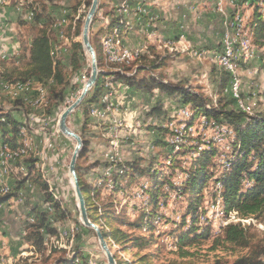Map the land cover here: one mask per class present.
Here are the masks:
<instances>
[{
  "label": "rangeland",
  "instance_id": "rangeland-1",
  "mask_svg": "<svg viewBox=\"0 0 264 264\" xmlns=\"http://www.w3.org/2000/svg\"><path fill=\"white\" fill-rule=\"evenodd\" d=\"M0 2V73H4L20 65L23 43L28 41L35 29L31 27L27 12L31 0H0ZM44 3L48 10H54L49 23L51 28L48 26L49 30H52L48 35L54 40L57 56L68 67L67 75L70 81L65 87L60 105L52 109L49 114L43 109V105L48 103L46 88L41 83L33 82L31 85L30 91L37 92L31 107L26 103L14 104V101L21 97L19 93L27 90L28 83L21 85L22 87H18V83L4 84L3 88L0 87V104L4 111L10 110L14 117L24 124L20 129V138L17 140L20 145L16 148L20 150L21 157L18 156V160L15 158L8 162L10 166L8 165L6 171L0 174V184L4 189L7 187L9 190L14 179L20 180L24 177L25 168L19 165V162L28 158L36 159L33 172L40 173L41 178L45 180L48 185L47 191L60 206L62 214L53 208L48 209L51 203L45 199V192L37 183H32L30 180L22 181L17 191L18 195L5 201L0 207V264H18L22 259L32 264H45L58 257H73L77 254L84 256L87 264H107L105 253L99 245L94 230L89 228L92 230L89 231L80 219L72 178L68 172L75 140L65 136L58 129L61 113L79 96L90 75V56L84 48L80 55L79 70L71 72L69 61L71 41H79L82 44L83 22L91 0H44ZM76 3H79V6L73 12L71 7ZM147 4L149 3L144 0L98 1L100 7H97L92 19L88 37L91 44L96 40L95 44L100 42L101 46L103 65L97 68L98 71L106 70L101 95L94 105L89 106V120L84 131H81V125L84 123L83 106L76 107L66 119L71 130L79 136L81 133L84 134L87 139L84 153L76 159L80 176L92 186H99L102 183L98 175L106 176L101 197L97 200L98 204L107 202L105 195L112 185L111 175L107 172L116 168L118 163L140 158L142 160L140 163L146 165L153 155L157 156L158 152L160 168L164 172L168 171L170 159L166 156L167 151L154 145V140L158 137L163 136L164 140L170 141L169 143H176L179 138L174 136L175 133L179 132L187 136L201 133L203 139H210L213 144L219 146V153L214 158L218 162L222 161V156L230 149V141L233 138L232 130L228 125L216 124L214 120H207L200 115L193 118L194 121L191 120L189 126H184L188 123L191 110L188 105L182 106L178 92L170 94L161 90L159 86H153L149 91L137 90L119 80L112 81L108 71L124 72V66L106 59L102 46L105 40L114 38L115 41L119 40L118 44L120 43L126 50L131 52L137 49L140 52L135 60L125 63L129 67L126 71L128 75L135 74L139 78L153 76L168 86L187 87L203 94L213 103L222 97L223 103L226 102L228 107H237L250 115L264 111V0L258 1L259 19L263 21L262 35L259 37L253 30L254 25L250 23L253 7L248 3L242 6L241 0H165V5L169 8H166V13L162 15L151 11ZM33 6L37 11L41 10L38 0ZM59 7L66 8L72 18L59 16L60 13L56 15L55 11H58ZM173 7H177L176 11L170 9ZM62 17L65 18V23L58 24ZM111 19L117 20L118 23L107 33L100 34V29ZM237 21L240 27L238 26L237 30L232 29L233 23ZM77 24H81L78 36L75 35ZM235 31L241 33L240 39L237 37L239 41L247 40L248 46L244 49L234 47L233 50L240 52L232 61L233 72L227 68L229 73H233L229 74L226 72V67L218 62V56L221 51L222 35L228 32L231 36ZM232 36L235 37V34ZM141 54L151 59L154 57L153 63L155 61L159 63L161 60L160 66L135 71L136 67H139L136 59ZM226 73L228 81L224 82ZM227 87L230 89L235 87L238 96L226 93ZM24 88L26 90H23ZM155 109H158V112L154 111ZM159 128H166L168 131H158ZM200 145L196 151H190L182 157L180 160L182 166L189 158L198 154ZM136 176L143 187L140 188L134 183V190L116 192L115 202H119L118 205L115 204L117 210L124 202L134 203L148 199L144 191V187L148 185L146 177L139 174ZM180 181L181 175L178 172L174 176V182L178 184ZM212 188L209 179L203 187V199L199 207L201 213L196 225L201 228L209 225L214 235L227 223L240 221L244 224L251 223L259 232L264 233V217L258 221L241 220L234 211L225 216L221 198L210 197ZM163 189L168 191L167 185L163 186ZM182 205L184 206V203H179L173 192H169L166 205L160 206L157 213H161L168 220L179 221L183 211ZM33 207L49 212V223L53 228L52 232L44 233L40 246L33 245L32 239L27 238V234L31 231L27 221L29 223L32 221L29 216ZM133 216L134 214L130 217ZM171 226L162 218L155 217L150 225L152 228L143 231L145 235L153 232L157 236V245H153L149 250L158 255V264L179 259L175 253V240L167 235ZM124 229L139 233L126 227ZM108 245L116 259L131 260L134 258V253L140 252L139 249L130 247V243L127 244L128 251H124L117 244L108 243ZM209 245V241H205L201 246L196 247L194 262L224 264V261H230L229 254L222 253L219 249L209 250ZM156 246L158 248H155ZM11 256L12 258H9Z\"/></svg>",
  "mask_w": 264,
  "mask_h": 264
},
{
  "label": "trees",
  "instance_id": "trees-1",
  "mask_svg": "<svg viewBox=\"0 0 264 264\" xmlns=\"http://www.w3.org/2000/svg\"><path fill=\"white\" fill-rule=\"evenodd\" d=\"M246 1L248 0H241V2ZM38 2L41 10L37 11L33 6L36 4V0H31L27 11L31 27L35 29V32L28 41L23 43L20 65L11 71L0 73V87L3 88V84L18 83L24 85L28 83L27 90L24 88L23 90L26 91L19 93L21 97L16 99L14 104L24 105L26 103L31 107L37 93L30 91V89L32 90L31 85L33 82L41 83L46 88L48 103V105H43V109L45 113L49 114L52 109L60 105L65 87L70 79L67 75L68 67L57 56V52H55L57 50L53 49L54 40L48 35L49 31L52 30H49L48 26L51 28L49 23L52 20L54 10H48L44 0H38ZM249 4L253 7L250 23L252 26L254 25L253 30L259 37L262 35L263 21L259 19L257 0H249ZM78 6L79 3H76L71 7V10L75 12ZM57 10L55 11L56 15L60 13L59 16L72 18L66 8L61 9L59 7ZM117 23V20L111 19L105 27L100 29V34L107 33ZM80 28L81 24H77L76 36L80 35ZM95 43L96 40L91 45L96 53L97 66L100 67L103 60L101 46L100 42ZM82 52L81 42L71 41L69 61L71 72L79 70ZM153 58L141 54L136 59L139 62V67H136L135 71L160 66L161 60L159 63H155L156 61L153 63ZM122 66H124V72L108 71L112 81L119 80L137 90L149 91L153 86H159L161 90L170 94L178 92L182 106L188 105L192 112L187 119L188 123H185L186 126L191 124L189 122L193 118L200 115L207 120H214L216 124L228 125L232 130L233 138L230 141V149L222 156V161L218 162L214 160L219 153L218 146L213 145L211 140L203 139L201 134L195 133L192 136L180 134L181 141L175 145L164 140L163 136L158 137L154 140V145L167 151L166 156L170 159L167 166L168 171L164 172L160 168L158 152L157 156L153 155L146 165L140 163L142 161L140 158L125 160L122 164L118 163L116 168L107 172L111 175L112 185L105 195L106 203H97L101 197L102 185L106 181V176L104 174L98 175L97 177L102 183L99 186H92L80 176L79 167L76 164L78 183L89 220L99 226L107 243L120 245L124 251H128L127 244L130 243V247L137 248L141 252L134 253V258L131 260L116 259L114 255L116 264H158V255L149 250L153 245H157V236L153 232L148 235L143 234V231L150 227L155 217L162 218L164 222H169L172 225L167 235L175 240V253L179 258L168 260L163 264H197L193 261L196 247L201 246L205 241H209V250L219 249L222 253L230 255V261L226 260L224 264H264V233L259 232L251 223L229 222L214 235H212L209 225L201 228L195 224L201 213L199 207L203 199V187L209 179L213 186L210 197L219 196L221 198L225 216L234 211L241 220L255 219L258 221L264 217V111L250 115L237 107H228L226 102L223 103L222 97L213 103L203 94L187 87L168 86L153 76L139 78L135 74L128 75L126 71L129 67L125 63ZM105 72L104 69L98 71L95 85L79 105L84 108V123L81 125V131H84L89 120V106L94 105L101 95ZM226 75V79H223L224 82L228 81V74L226 73ZM231 98L235 102V99ZM154 111L158 112V109ZM23 126L24 124L14 117L10 110L4 111L2 104H0L1 146L4 145L10 150H17L16 148L20 145H18L17 140L20 138V129ZM159 130L168 131L166 128H159ZM84 136V134H80L83 148L78 157L82 156L87 146V139ZM200 144L204 147L198 151L195 157L189 158L186 164L182 166L180 164L182 157L190 151H196ZM35 162L36 159L30 158L19 162V165L25 168L24 177L20 180L14 179L12 186L6 191L7 193L0 191V205L18 195L17 191L22 181L30 180L32 183H37L45 192V199L51 203L48 205V209L53 208L62 214L60 206L52 194L47 191L48 185L45 180L41 178L40 173L33 172ZM104 164L107 165V163ZM178 172L181 175V181L176 184L174 176ZM136 174L146 177L148 181V185L144 187L148 199L134 203L124 202L117 210L115 204L118 205L119 202H115L116 192L134 190V183L138 184L140 188L143 187L142 184L140 185V180ZM165 185H167L168 191L163 189ZM169 192H173L179 203H184L179 221L168 220L161 213H157L160 206L166 205ZM31 210L29 217L32 221L30 223L27 221L31 231L27 234V238L28 240L32 239L33 245L40 246L44 233L52 232L53 228L50 227L47 210L36 207ZM132 214L134 216L131 218ZM125 227L128 230L139 231V233L127 231L124 229ZM88 230L92 231L89 228ZM75 253L77 254V251ZM84 258V256L77 254L73 257H58L45 264H87ZM18 264L32 263L22 259Z\"/></svg>",
  "mask_w": 264,
  "mask_h": 264
},
{
  "label": "water",
  "instance_id": "water-1",
  "mask_svg": "<svg viewBox=\"0 0 264 264\" xmlns=\"http://www.w3.org/2000/svg\"><path fill=\"white\" fill-rule=\"evenodd\" d=\"M98 1L99 0H91L90 7L88 9V12L86 14V17L83 22V28H82V46L84 50L89 54L90 56V66H91V71L88 79L84 83V86L82 88L81 93L79 96L75 99V101L66 107L64 111L61 113L59 119H58V129L62 134H64L67 137H70L75 140V147L73 149L71 159L68 165V172L72 178L73 186H74V191L75 195L77 198L78 202V209H79V215L80 219L82 221V224L85 227L91 228L94 230L101 249L105 253L106 259H107V264H116L115 258L113 254L110 251L109 245L107 241L105 240L103 234L101 233L99 227L91 222L88 218L86 207H85V202L83 195L81 193L79 183H78V177L76 173V159L81 152L83 148V142L81 137L75 133L73 130H71L66 122L67 116L76 108L79 106V104L82 102L88 91L95 85L97 77H98V68L96 64V55H95V50L93 46L91 45L88 37V31L89 27L91 25L92 19L96 13L97 7H98Z\"/></svg>",
  "mask_w": 264,
  "mask_h": 264
},
{
  "label": "bare ground",
  "instance_id": "bare-ground-1",
  "mask_svg": "<svg viewBox=\"0 0 264 264\" xmlns=\"http://www.w3.org/2000/svg\"><path fill=\"white\" fill-rule=\"evenodd\" d=\"M122 1V0H121ZM259 0H257V3H258ZM1 4V2H0ZM261 4V3H260ZM127 5V4H126ZM262 5V4H261ZM1 6V5H0ZM261 8V6H260ZM125 9V8H124ZM259 9V8H258ZM263 9V7H262ZM126 10V9H125ZM264 11V10H263ZM121 12V11H120ZM259 12V11H258ZM259 16H260V13H259ZM264 18V17H263ZM262 20V19H261ZM264 20V19H263ZM65 18L62 17L59 21H58V24H62V23H65ZM233 21V20H232ZM235 21V20H234ZM237 23V22H235ZM235 23H233L232 25V29H235L237 30L238 29V26L240 27L239 23L237 24V26L235 27ZM263 23V22H262ZM230 24V23H229ZM60 28V27H59ZM58 29V28H57ZM227 29V28H226ZM240 30V29H239ZM62 31V30H61ZM234 31V30H233ZM113 32V31H112ZM239 32V31H238ZM237 31H235V37H233L232 34L231 36L228 34V32H226L224 34L225 36V43L223 44V54L222 55H219L218 56V62L221 63V64H227V68L232 71V61L234 59H236L237 54H239V52L237 53V50H233L234 47H238L239 49H244V48H247L248 46V43H247V40H245V42H240L239 39H240V35L241 33H238ZM116 33H118L116 31ZM63 34V33H62ZM239 37V39L237 38ZM244 38V37H243ZM61 39V38H60ZM119 41V40H118ZM118 41H115V39L113 38H109L107 41L105 40V42L103 43V51H104V54L106 56V59L108 61H110L111 63H117V64H124V63H128L130 61H133L135 60L136 56L140 53L137 49H133V51H129L123 47H121L120 43L118 44ZM123 46V45H122ZM113 48H114V57L115 58H110V56L108 54H113ZM235 48V49H236ZM53 49H56V47H54ZM60 49V48H59ZM57 50V49H56ZM131 50V49H130ZM60 51V50H59ZM221 53V51H220ZM105 59V58H104ZM109 64V63H107ZM130 64V63H129ZM220 64V65H221ZM103 65V64H102ZM107 66V65H106ZM121 67V66H120ZM119 68V67H118ZM116 69V68H115ZM108 70V69H107ZM110 70V69H109ZM233 72V71H232ZM231 72V73H232ZM230 73V74H231ZM233 74V73H232ZM109 76V75H107ZM106 79V78H105ZM235 82V81H234ZM106 86V85H105ZM3 87H4V84H3ZM18 87H22L20 84H18ZM108 87V86H107ZM27 89V88H26ZM112 93V92H111ZM113 94V93H112ZM105 95V94H104ZM111 95V94H110ZM233 96L237 97V93H236V90H235V87H233ZM103 97V96H102ZM106 100V99H105ZM37 103V102H36ZM104 103V102H103ZM107 103V102H106ZM122 103V102H121ZM118 105V104H117ZM104 109V107H103ZM182 109V108H181ZM108 111V110H107ZM112 111V110H111ZM187 111V110H186ZM190 111V110H189ZM113 112V111H112ZM179 113V112H178ZM192 113V112H190ZM190 115V114H189ZM187 116V115H186ZM201 117V116H200ZM199 120V119H198ZM194 121V120H193ZM191 122V121H190ZM197 122V121H196ZM207 123V122H206ZM216 123V122H214ZM175 124V123H174ZM183 125V124H182ZM204 125V124H203ZM185 126V124H184ZM206 126V125H205ZM208 126V125H207ZM211 126V125H210ZM209 126V127H210ZM169 127V126H168ZM197 127V126H196ZM214 127V126H213ZM173 128V127H172ZM184 129H186V127H183ZM205 128V127H204ZM203 128V129H204ZM209 129V128H207ZM213 129V128H211ZM176 130H177V127H176ZM183 130V129H182ZM195 131V130H194ZM204 131V130H203ZM199 132V131H198ZM174 133V132H173ZM172 133V134H173ZM195 133V132H194ZM214 133V132H213ZM116 134V133H115ZM185 134V133H184ZM188 134V133H187ZM201 134V133H200ZM175 136V134H174ZM176 137L179 138L177 139L176 143L178 142V140H180V134L179 132L176 133ZM204 137V136H203ZM173 137H171L172 139ZM182 139V137H181ZM210 140V139H208ZM217 140V139H216ZM181 141V140H180ZM179 141V142H180ZM170 142V141H169ZM224 142V141H223ZM174 145L176 144L175 142H172ZM171 143V144H172ZM209 143V142H208ZM217 143V142H216ZM218 144V143H217ZM212 145V144H211ZM214 145V144H213ZM178 146V145H177ZM199 147V146H198ZM202 148V146H200ZM204 147V146H203ZM219 147V146H218ZM224 147V146H223ZM200 148V149H201ZM199 149V150H200ZM227 151V150H226ZM24 151L22 150V153ZM193 153V152H192ZM24 154V153H23ZM224 154V153H223ZM20 150H10L8 148H6L4 145H0V174H3V172L6 171V168L8 167L9 163L11 160L17 158L18 156H20ZM189 158V157H188ZM9 162V163H8ZM10 166V165H9ZM9 187V186H8ZM217 188V187H216ZM8 190V188L6 187L5 189L3 187H1L0 191L1 192H6ZM140 190V189H139ZM141 191V190H140ZM142 192V191H141ZM7 193V192H6ZM140 193V192H139ZM220 205V203H219ZM218 205V206H219Z\"/></svg>",
  "mask_w": 264,
  "mask_h": 264
},
{
  "label": "crops",
  "instance_id": "crops-1",
  "mask_svg": "<svg viewBox=\"0 0 264 264\" xmlns=\"http://www.w3.org/2000/svg\"><path fill=\"white\" fill-rule=\"evenodd\" d=\"M133 1H138V0H133ZM145 2L147 1L149 4H147L150 8H151V11H154V12H159L158 14H163V13H166V8H169L167 5H165V0H144ZM242 3V6H243V4H247L248 3V5H250L249 4V0L248 1H246V2H241ZM237 7V6H236ZM171 10L173 9L174 11H176V9H177V7H173V8H170ZM235 9H237V8H235ZM235 10L233 9V12H234ZM233 12H231L232 14H233ZM233 16V15H232ZM1 206H3V205H0V207ZM5 213V212H4ZM2 214V213H1ZM5 238H7V237H5ZM8 252V254H11L10 253V251H7ZM14 252V251H13ZM12 255V254H11ZM9 258H12V256L11 257H9ZM17 258H19V257H17Z\"/></svg>",
  "mask_w": 264,
  "mask_h": 264
},
{
  "label": "built area",
  "instance_id": "built-area-1",
  "mask_svg": "<svg viewBox=\"0 0 264 264\" xmlns=\"http://www.w3.org/2000/svg\"><path fill=\"white\" fill-rule=\"evenodd\" d=\"M237 24H238V21H237V23H235V27L237 26ZM225 43V36L224 35H222V43H221V53L219 54V55H222L223 54V44ZM127 51V50H126ZM109 56H110V58H115L114 57V48H113V54H108ZM224 67H226V72H228V70H227V64H224ZM229 73V72H228ZM230 74V73H229ZM231 80H233V75H231ZM225 92L226 93H229L231 96H232V94H233V87H232V89H230L229 87H227L226 89H225ZM175 136H176V133H175Z\"/></svg>",
  "mask_w": 264,
  "mask_h": 264
}]
</instances>
